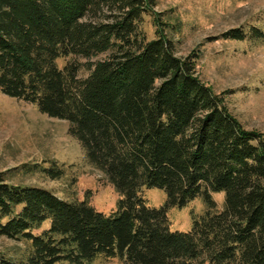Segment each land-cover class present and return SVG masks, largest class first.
<instances>
[{
	"label": "trees",
	"instance_id": "trees-1",
	"mask_svg": "<svg viewBox=\"0 0 264 264\" xmlns=\"http://www.w3.org/2000/svg\"><path fill=\"white\" fill-rule=\"evenodd\" d=\"M155 5L0 0V90L67 120L90 163L120 194L105 213L88 196L63 198L8 175L23 169L56 178L64 172L56 161L0 171V236L28 242L21 264H89L98 257L264 264V130L244 126L199 78L195 52L177 55L164 31L147 38L141 23ZM250 36L264 40V30L221 33ZM69 56L60 67L58 59ZM145 187L164 189L165 204L150 206ZM214 192H225L221 208ZM197 197L205 211L193 215L191 229L171 230L169 208Z\"/></svg>",
	"mask_w": 264,
	"mask_h": 264
},
{
	"label": "rangeland",
	"instance_id": "rangeland-1",
	"mask_svg": "<svg viewBox=\"0 0 264 264\" xmlns=\"http://www.w3.org/2000/svg\"><path fill=\"white\" fill-rule=\"evenodd\" d=\"M155 1L152 14H146L141 23L147 38L157 37V30L164 31L174 41L177 55L184 57L195 52L199 78L224 99L244 126L264 130V40L251 36L242 40L221 37L230 28L250 30L258 26L264 30V0ZM105 57L107 53L91 60ZM73 59L61 57L57 62L63 67ZM88 73L82 68L81 75ZM69 125L67 120L41 112L36 104L0 90V171L23 164L48 166L56 161L64 167L63 174L56 178L39 170L17 169L8 175L12 182L45 187L63 198L82 200L88 196L96 209L110 213L120 194L105 174L90 163ZM143 194L152 207L159 208L167 200V192L161 188L145 187ZM213 196L221 208L225 192H214ZM204 211L201 197L183 207H170L171 230L189 231L193 215ZM48 226L49 221L34 232L40 233ZM27 247L24 240L0 236V264H21ZM89 264L125 263L119 258L98 257Z\"/></svg>",
	"mask_w": 264,
	"mask_h": 264
}]
</instances>
